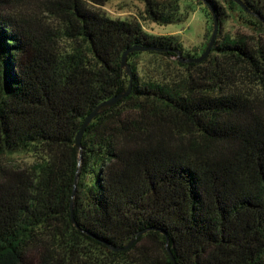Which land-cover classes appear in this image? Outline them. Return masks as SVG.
I'll return each instance as SVG.
<instances>
[{"label":"trees","instance_id":"obj_1","mask_svg":"<svg viewBox=\"0 0 264 264\" xmlns=\"http://www.w3.org/2000/svg\"><path fill=\"white\" fill-rule=\"evenodd\" d=\"M107 1L0 0V264H264V43L221 28L233 14L264 30V0H206L219 28L198 63L174 50L206 48L203 0L200 53ZM141 1L153 22L187 18L180 0ZM136 45L166 50L127 55L131 90L88 124L79 160L81 123L128 88ZM141 52L179 70L139 74ZM20 152L33 163L4 162Z\"/></svg>","mask_w":264,"mask_h":264},{"label":"rangeland","instance_id":"obj_2","mask_svg":"<svg viewBox=\"0 0 264 264\" xmlns=\"http://www.w3.org/2000/svg\"><path fill=\"white\" fill-rule=\"evenodd\" d=\"M180 12L186 13L187 18L183 21L160 24L144 17V3L141 0H108L104 5L95 7L104 11L111 18H135L141 22L143 28L155 35H174L181 42L184 51L200 53L204 46L207 29L210 28L211 19L205 12L202 4L196 0H180ZM222 33L231 37L237 35H247L252 42L261 41L264 43V30H253L240 25L231 16H227L222 24ZM61 44L65 41L61 40ZM174 57L162 58L159 56H149L146 52L139 53L136 58L139 74L173 75L178 71L174 62ZM169 72V73H168ZM35 157L28 152L14 153L4 158L12 167L24 168L33 163Z\"/></svg>","mask_w":264,"mask_h":264},{"label":"water","instance_id":"obj_3","mask_svg":"<svg viewBox=\"0 0 264 264\" xmlns=\"http://www.w3.org/2000/svg\"><path fill=\"white\" fill-rule=\"evenodd\" d=\"M236 3H238L241 7H243L247 12H250L249 9H247L245 7V5L243 4V2L241 0H234ZM203 3L208 7L209 12L211 13L212 19H213V25H212V32L209 38V41L206 45V48L204 49V51L197 57H186L183 56L182 53L179 50H174V52L176 53V58L178 61L180 62H201L204 58H206V56L209 54L214 40L216 38V34L218 32V28H219V23H218V18L213 10V8L211 7V5L206 1L203 0ZM253 14L258 17L263 23H264V19L257 13ZM147 50H156V51H165L166 49L164 48H158V47H143V46H132L131 48H128L127 50L124 51V53L122 54L121 57V67L123 69L126 70L127 74L130 77V82H129V86L125 91H121L117 94L112 95L111 97H109L108 99H105L103 101H101L99 104H97L83 119L81 126L75 136V145L76 147L79 149V160H80V152H81V138L82 135L86 129V127L88 126V124L92 121V119L94 117H96L97 115H99L100 113H102L105 109H107L108 107L113 106L120 98L125 97L131 90V80H132V71L131 68L129 66V64L127 63V55L130 52L133 51H147ZM78 167L75 173V177H74V184H73V191H72V195H71V202H70V211H71V218H72V222L75 223L72 213H73V197L75 194V189H76V183H77V177H78ZM145 231H140L138 232L135 237L129 242L127 243L125 246L123 247H115V246H110L111 249L113 250H118V249H127L136 239V237L140 234H143ZM166 249L169 252V254L171 255L169 246H168V241H166ZM173 259V258H172Z\"/></svg>","mask_w":264,"mask_h":264}]
</instances>
